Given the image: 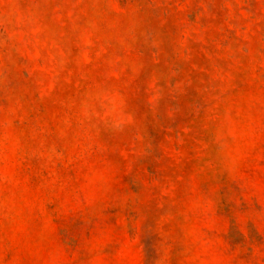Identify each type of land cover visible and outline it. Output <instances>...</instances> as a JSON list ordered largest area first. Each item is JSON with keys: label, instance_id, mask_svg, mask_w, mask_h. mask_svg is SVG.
Segmentation results:
<instances>
[{"label": "rangeland", "instance_id": "374dc122", "mask_svg": "<svg viewBox=\"0 0 264 264\" xmlns=\"http://www.w3.org/2000/svg\"><path fill=\"white\" fill-rule=\"evenodd\" d=\"M0 264H264V0H0Z\"/></svg>", "mask_w": 264, "mask_h": 264}]
</instances>
